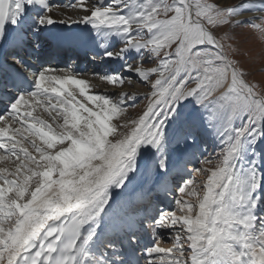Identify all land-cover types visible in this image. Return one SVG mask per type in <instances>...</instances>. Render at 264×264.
<instances>
[{
	"label": "bare ground",
	"instance_id": "obj_1",
	"mask_svg": "<svg viewBox=\"0 0 264 264\" xmlns=\"http://www.w3.org/2000/svg\"><path fill=\"white\" fill-rule=\"evenodd\" d=\"M234 2L240 4L233 13H230L235 23L244 21L243 19L255 21L261 15L264 6V2L259 3V0H220V4L224 6H229ZM14 4L15 0L10 6V10L5 9L9 16L13 14ZM38 4L39 0H34L33 5H25L22 13L24 19L20 22L27 24L28 31L31 30V27L38 30L35 37V41L37 39L38 41H34L32 44L34 51L41 49L44 39L59 42L57 45L81 46L82 51L87 50L97 58L105 59V65L100 66L103 69L107 65H114L113 68L118 67L117 73H123L122 77L144 80V74L141 71L130 70L131 72L127 73L125 71L127 68H134L132 61L142 54L140 46L130 47L128 42L141 18L151 10L146 0H87L89 9L97 7L113 9V13L101 9L102 14L95 20H91L90 24L83 23L85 13L79 9L78 0H46V7ZM248 6H251L253 10L249 11ZM48 8H52V13H47ZM34 14H37L35 20L29 23V17ZM46 14L53 16L57 22L51 25H41L39 20ZM113 14L115 17L122 15L131 22L129 31L124 30L123 23L118 26L112 25ZM60 21H64V23ZM100 21H104V23L100 24ZM91 24L96 26L93 27ZM9 25L10 21L5 24L3 35L0 36V48L3 46L5 32ZM17 26L19 23L14 27ZM199 27H201L200 30ZM205 28L202 22L193 17L184 29L177 49V67L169 82L173 84L172 90L168 93L169 96L179 86L172 78L181 80V74L185 70L187 62L191 69H194L193 56L203 44L201 29L205 30ZM97 30L100 31L99 34L104 35L102 38L92 36ZM77 31L82 33V38H75ZM216 43L220 47L217 39ZM109 53L115 55L110 56ZM218 53L225 71L224 79L220 83V92L224 91L230 83L237 85L238 91L246 99L248 110L245 128L250 129L255 118L264 113V99L243 78L236 76L221 50L218 49ZM81 62L83 63L84 60ZM100 67L94 68L90 73H98ZM167 67L168 64L165 63L158 68L157 72L163 75L167 71ZM43 70L46 87H38L32 94L20 96L29 101L27 105L21 103L20 97L16 98L10 104V108L18 113L13 112L12 116L6 115L0 118V132L5 131L7 125L15 130L12 133L15 139L12 136L0 135V164L12 162L11 154L15 153L12 150L13 147L18 148L23 144H29V150L33 153L32 149L38 151V147L35 146L38 141L41 144L40 147L45 151L38 153L40 155L39 162L37 159L34 161L37 164L33 163L31 159L24 166L18 164L15 172L12 173L13 177L10 176L9 179V173L5 170L7 168L0 166V259H11V254L19 251L24 255L16 264H22V260L35 249L36 238L41 235V229L46 224V228L54 229L64 226L67 230L53 235L46 246L41 264H49V262L54 264L57 259L62 261L60 264H93L92 261L101 259L103 254L98 255V258L94 256L95 259L91 261L90 253L103 249L99 245L102 235L113 233V229L122 234L123 226L128 222L124 215H121L133 204V198L130 194L127 195V192L131 193L132 189L135 190V182L137 184L147 183V179L140 174L139 170H144L147 175L153 177L155 174L151 173V167L161 164L162 168V164H166L164 174L166 175L179 167L181 162L183 164L184 158H190L192 161L190 149H182L181 152L177 149L179 148L177 141L179 128L186 124V117L191 111L186 114V108H183L180 115L177 104L175 111L169 115L171 118L167 119L168 122L165 121L161 143L156 147L141 146L135 157L134 170L128 173L124 184L121 187L111 186L105 180L108 165L102 156L107 149L120 144L128 136L140 115L136 116L129 125L117 123L118 127L127 125L129 130L118 141L113 137H104L103 139L107 138L108 142L106 143L107 148L103 150H100L97 144L93 148L88 147L84 142L89 140V133L95 136L100 134L109 136L105 132L108 126L104 129L101 124H108L107 121L110 117L108 99L115 97V94L120 97H130V93L119 94L118 91H110L112 89H108L109 87L116 88L115 81L117 80L115 79L104 76H79L75 72L59 71L47 65L42 66L39 71L36 79L37 84ZM50 76L70 77L82 87L71 85L70 88H65L62 92L50 91L49 89L55 87L51 80L47 79ZM92 80L110 86L107 90H101L97 88L98 85H91ZM126 86L128 87V83ZM176 98H179V94ZM73 109L75 115H73ZM56 115L60 116V120H54ZM33 117H38L40 120L36 121ZM48 120L53 122V127L49 125ZM1 123L3 124L1 125ZM203 123L205 122L201 121V124ZM209 126L211 127V125ZM203 127L205 130H201L202 132L211 130L209 127L207 128V123ZM220 133H222L221 130L213 136L216 138L215 142H217ZM247 136L248 132L242 138L237 137L233 142L225 144L223 153L217 151L215 155L212 154L211 159H206L203 163L200 160V166H198L197 160L191 169L188 167L189 164L183 165L182 169L185 166H187L186 169H189L185 173L186 178L191 175H193L192 178H195L193 180L195 187L191 188L193 183L187 182L180 191L182 193L179 194L178 190L170 188L169 183L166 185L165 195L160 200L161 207L157 212H154L157 229L153 231L150 240L153 241L155 247L158 246L156 243L158 240L161 242V240L173 238L178 244L180 255L179 257L175 256L172 250L170 254L157 252L153 253L152 262L163 259V261L168 260L163 264H178L177 259L179 258V260L185 261L184 264H193V262L194 264H213V262L218 263L223 260H230L233 264H264V207L261 208V204L258 202L259 195H257L259 188L264 186V181L258 183L254 179L252 180L253 171L257 169L258 161L250 148L252 142L246 141ZM34 139L35 143L32 142ZM225 140L226 138L223 137V141ZM207 141L211 144L210 151H213L214 139L208 137ZM221 144L223 142L219 141V145ZM233 147L236 148V151L229 163V168L232 170L231 182L227 186H218L213 181V170L222 165L225 154ZM210 160L215 162L213 169L209 165ZM30 161L32 163H29ZM190 161L187 160L185 163H190ZM162 170L164 171V166ZM176 171L178 172L177 169ZM181 171L184 174V171ZM168 177L169 175H167ZM221 184L223 185V181ZM254 184H259L255 193L253 191ZM189 185L190 188L186 191V187ZM139 188L141 187L139 186ZM177 193L179 195L173 197ZM112 194L116 195L114 201H118V206L107 205L102 213L97 211L100 218L102 214L100 222L93 221L91 216H84L81 222L83 207L92 209ZM198 194H201L200 198ZM75 200L78 201L76 204ZM59 202L68 203L71 206L68 210L61 212L63 214H57L55 217L59 216L60 218L56 220L55 217L52 218V210L58 206ZM165 203H168L166 208H164ZM175 203L179 207V212L175 209ZM50 205L51 207H49ZM112 212H116L117 215L115 216ZM151 213L149 208L146 212L147 218L150 219ZM163 214L164 219L158 221ZM132 217L140 220L143 215L135 214ZM106 220L109 229L101 231L104 225L102 222ZM68 225L71 227L68 228ZM89 237L92 238L89 239ZM84 239L92 240L91 243L94 242V244L76 255L77 247ZM50 248H52L51 251ZM159 248L164 250L163 247ZM66 258H69L68 263L64 262ZM147 259L146 255L145 261L148 264ZM103 264L110 263L104 262Z\"/></svg>",
	"mask_w": 264,
	"mask_h": 264
},
{
	"label": "rangeland",
	"instance_id": "obj_2",
	"mask_svg": "<svg viewBox=\"0 0 264 264\" xmlns=\"http://www.w3.org/2000/svg\"><path fill=\"white\" fill-rule=\"evenodd\" d=\"M146 2L149 3L151 10L141 18L135 31L131 34V38L129 37V40H131L128 42L130 47L140 46L142 54L138 57L139 59L137 58L135 61H132L134 68H127L125 71L126 73L132 70L141 71L144 74V80L135 79L134 77H122V72L107 74L106 70L103 72L99 71L98 73H90L86 76L99 77L102 75L104 77H109V79H115L117 80L115 81L116 88H108L110 85L100 84L95 80H92L93 83L91 85H98L97 88L101 90H107V88L112 89L110 91H118L119 94L123 92L130 93V97L125 96V99L124 96L120 97L117 96V94L114 95L115 97L108 99L111 107V110L109 107V122L107 121L108 124H101L103 128H107L108 126L107 129H104L107 130L105 132H107L109 136L100 134L98 137L89 133V140H85L84 142L88 147L91 146L95 148V144H97L98 148L103 150L107 148L106 143L108 142V137H113L116 141L120 140L126 131L129 130L127 125L148 107L153 96V85L157 81H161L162 88L168 87L171 77L173 76L172 74H174L175 68L177 67L178 48L173 44V41H180L181 34L189 24L190 14L192 13L195 20L202 22L207 29L212 31L220 43L221 48L241 77L264 99V12L256 21L248 22L246 19H243L244 21L235 23L230 13H233L236 7L240 5L238 4L239 2L224 6L220 4V0H190L191 9L187 5L186 0H146ZM263 2L264 0H259V3ZM247 8L250 9L249 11L253 10L251 6ZM200 28L201 27H199V30ZM201 31L203 35V44L199 51L193 56L194 69L192 70L189 62H187L185 64V70L181 74L180 82L183 84L185 81H188L182 89L183 95L187 94L189 88L200 86L202 90L200 96L197 98L202 99L203 103L197 104V98L195 97L188 98L178 104V109L180 115L183 108H186V114L192 111L194 113L193 116L197 118L201 116L206 119L208 114L209 117L211 115L214 123H216L215 135L219 133L220 130L222 131L219 135L220 138L218 137L217 139L218 144L215 142L216 138L212 137V139H214L213 144L216 143L215 145L212 144L214 151L213 155H215L217 151L223 153L225 150L224 145L233 142L237 138V129L245 128L248 107L245 97L238 91L235 83H230L227 89L220 92V83L223 81L225 75L222 59L208 33L202 29ZM99 32L100 31L97 30L93 35L102 38L104 35L99 34ZM160 37H166L163 43L161 39H159ZM165 63L168 64L167 71L163 75H160L157 70ZM58 70L60 71V69ZM119 78L123 81H120ZM126 83H128V87ZM13 112L18 113L14 111V109L8 107L2 115L12 116ZM33 118H35L36 121L40 120L38 117ZM54 120H60V116L56 115ZM48 121L49 125L53 127V122L50 120ZM203 121L208 124L207 121ZM117 123L127 125L118 127ZM2 124L3 123H1V125ZM253 125H255V129L248 132L246 141L252 142L250 148L251 151L255 153V159L258 161L257 169L253 171L255 177L252 176V180L254 179V181L259 183L264 181V134H262L264 133V113L255 118L250 129H252ZM104 137L107 138L104 140ZM223 137L226 138L225 141H223ZM34 141L35 139L32 142L35 143ZM219 141L223 142V144L219 145ZM35 146L38 147V151L32 149L33 153L29 150V144H23L18 148L13 147L12 150H14L15 153L11 154L12 162L0 164L1 167L7 168L5 170L9 173L8 179L13 177L14 174L12 173L15 172V168L18 164L19 166L21 164L24 166L28 163L27 161L29 159L35 164H37V162H34L36 159L39 162L40 155H38V153H44L45 151L40 147V142L38 143L37 141ZM219 146L220 148L218 149ZM31 161L29 163H32ZM214 163V160H210L209 165L211 169L214 168ZM189 179L188 182L193 183L195 178L191 176ZM191 186V188H193V186L195 187V183ZM189 188L190 185L186 187V191H188ZM198 197L200 198L201 194H198ZM175 209L179 212L177 203H175ZM156 243L159 247L172 250L174 255L179 257V247L173 238L161 240V242L158 240ZM180 260L179 258L177 259L178 264L183 262V259ZM165 261L166 260L163 261V259L155 260L153 264L168 262V260ZM184 262L182 264H184Z\"/></svg>",
	"mask_w": 264,
	"mask_h": 264
},
{
	"label": "snow or ice",
	"instance_id": "obj_3",
	"mask_svg": "<svg viewBox=\"0 0 264 264\" xmlns=\"http://www.w3.org/2000/svg\"><path fill=\"white\" fill-rule=\"evenodd\" d=\"M34 0H15L14 6L16 7V11L9 16L5 9L10 10V6L13 5V0H0V36L3 35L4 26L6 23L11 21L13 24L16 23L19 16L23 13L25 5H33ZM79 9L85 13L83 17V23L90 24L91 20H95L97 16H100L101 9L106 10L108 13H113V9L111 7H97L95 9H89L87 6V0H78ZM40 6H47L46 0H39ZM47 13H52V8L47 9ZM57 22L53 16L46 14L44 17L40 18L39 23L41 25H51L53 23ZM61 23H64V21H60ZM100 24H103L104 21H100ZM124 24V30L129 31L131 27V22L126 20L122 15L120 17H115L113 14L112 19V25L118 26L121 24ZM93 27H95V24H91ZM150 30V29H146ZM161 42L163 43V40L166 39V37H160ZM173 44L179 48V41H173ZM110 56L115 55L113 53H109ZM52 71V70H49ZM44 70L41 71L39 75V82L38 87H46L45 81L46 77L43 74ZM47 79L51 80V83L55 85V87L49 89L50 91L62 92L65 88H70L71 85H77L78 87H82L75 79H72L70 77H56V76H50ZM120 79V78H119ZM183 79V78H182ZM172 80L175 82V84L179 85L175 88V91L172 92L171 96L168 95L170 90L173 88V84L169 83L167 88L161 87V81H157L153 85V96L150 100V103L148 107L140 114L137 121L133 125L132 131L128 134V136L120 142L118 145H114L112 148H109L106 150V153L102 156V159L107 162L108 165V171L105 177L106 183L111 184V186L115 185L117 187H121L129 172L134 170V162L135 157L137 156L138 149L141 146H148L151 145L153 147L158 146L162 139H163V129L165 126V121L169 118V115L175 111V108L177 104L180 102L188 99V98H197L200 96L202 88L200 86L191 87L188 89V92L186 95L182 94V89L185 87V85L188 83V81H185L183 84L180 83V81L176 80L175 77L172 78ZM120 81H123L120 79ZM122 86V85H121ZM177 94H180V98H176ZM126 97H124L125 99ZM21 103L27 105L29 104V101H27L26 98L20 97ZM202 99L197 98V104H202ZM18 107V106H17ZM73 115H75V110H72ZM27 114V113H26ZM4 116H0V118H3ZM253 129H255V125H253L252 129L248 128H239L236 130L237 137L242 138L245 134V132H250ZM13 129H11L10 125L6 126L5 131L0 132V135H3L4 137L12 136ZM264 134V133H262ZM13 139H15L14 136H12ZM237 143H239V140H237ZM236 151V148L233 147L230 151H228L223 159L222 165L218 167L217 169L213 170V181L218 186H227L230 184L232 179V170L229 168V163ZM163 167V165H162ZM221 181H223V185L221 184ZM259 184L253 185V191L254 193L258 189ZM108 204V199L104 201V204L99 208V213H102L104 211L105 206ZM174 212V211H171ZM170 212V213H171ZM98 213V214H99ZM56 219H59L60 217H55ZM164 219V214L159 218L158 221H161ZM71 225H68V228H70ZM65 230H67L64 226H61L59 228L52 229L48 235H54L56 233H63ZM92 237H89L91 239ZM194 247V246H193ZM50 251L52 248L49 249ZM191 250V249H190ZM28 251H31V249H28ZM157 252H164V253H171L170 249H164L161 250L158 246H155L151 249H149L146 253L148 257V264H153L152 262V255L153 253ZM24 255V253H21L19 251L11 254V259H0V264H16L17 261H20V258ZM24 264H27V261H24ZM50 264V262H49ZM194 264V262H193Z\"/></svg>",
	"mask_w": 264,
	"mask_h": 264
},
{
	"label": "water",
	"instance_id": "obj_4",
	"mask_svg": "<svg viewBox=\"0 0 264 264\" xmlns=\"http://www.w3.org/2000/svg\"><path fill=\"white\" fill-rule=\"evenodd\" d=\"M263 11H264V6H263V8H262V12H263ZM262 12H261V13H262ZM191 16H192V15H191ZM209 35H210V37H211L213 43H214L216 46H218L217 43H216V38L213 36V34H212L211 32H209ZM218 48H219V46H218ZM221 52L223 53V56L225 57L227 63L230 65V67L232 68V70H233V72L236 74V76L239 77V78H241V76L239 75V73L237 72V70L232 66V64H231V63L229 62V60L227 59L225 53H224L222 50H221ZM242 80H243V79H242Z\"/></svg>",
	"mask_w": 264,
	"mask_h": 264
},
{
	"label": "clouds",
	"instance_id": "obj_5",
	"mask_svg": "<svg viewBox=\"0 0 264 264\" xmlns=\"http://www.w3.org/2000/svg\"><path fill=\"white\" fill-rule=\"evenodd\" d=\"M49 207H51V205Z\"/></svg>",
	"mask_w": 264,
	"mask_h": 264
}]
</instances>
